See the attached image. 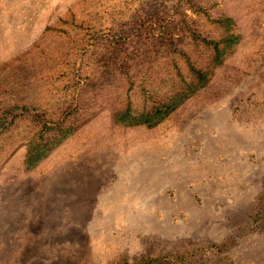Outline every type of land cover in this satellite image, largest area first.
I'll return each mask as SVG.
<instances>
[{"label": "rangeland", "instance_id": "374dc122", "mask_svg": "<svg viewBox=\"0 0 264 264\" xmlns=\"http://www.w3.org/2000/svg\"><path fill=\"white\" fill-rule=\"evenodd\" d=\"M189 65L208 82L157 124L115 119L166 101ZM143 258L264 264V0H0V264Z\"/></svg>", "mask_w": 264, "mask_h": 264}, {"label": "trees", "instance_id": "16d2710c", "mask_svg": "<svg viewBox=\"0 0 264 264\" xmlns=\"http://www.w3.org/2000/svg\"><path fill=\"white\" fill-rule=\"evenodd\" d=\"M222 23L230 21V18H224L219 20ZM229 25H226L228 28ZM239 35L232 32H226L220 38L214 39L209 43L212 44V56L211 62L213 65L220 64L224 57L231 51L233 45L238 42ZM192 72V78L189 82H185L184 85L179 88L175 93L170 95L168 99L156 106H153L150 110L144 112H133L129 103L125 108L118 109L114 117L119 122L124 124L136 125L146 124L153 126L161 121L165 116L169 114L176 106H178L185 98L192 94L196 89L204 86L208 80V72L203 69H196L193 65H189ZM63 123H57L49 133L44 132L36 133L31 137L27 143L26 154L24 163L27 167H31L36 164L40 159L48 154V152L63 139L71 129H73L72 123L68 126H63ZM46 128V126H44ZM155 258H143L137 264H153ZM122 264H129L126 260Z\"/></svg>", "mask_w": 264, "mask_h": 264}]
</instances>
